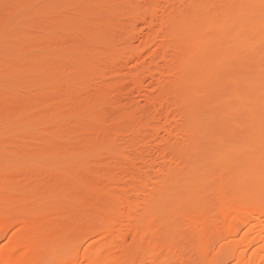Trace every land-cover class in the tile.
Instances as JSON below:
<instances>
[{"label": "rangeland", "instance_id": "1", "mask_svg": "<svg viewBox=\"0 0 264 264\" xmlns=\"http://www.w3.org/2000/svg\"><path fill=\"white\" fill-rule=\"evenodd\" d=\"M31 1L0 0V95L3 94L2 98L5 100L0 105L4 103L6 105L7 101L16 107V111L4 115L0 121V143L6 137L17 134L25 136L26 133L25 138L22 136L23 139H30L32 132L21 129L17 111L19 106L27 102L24 98L26 93L39 90L54 98L64 97L69 91L70 79L73 75L75 77L80 72L87 74V70H90L88 74L91 75L93 72L91 62L96 64L98 61L91 60L84 52H78L76 43L85 39L87 43L91 42V45L94 43L95 48L102 46L101 43L104 41L98 33L103 30L108 33L106 29L113 30L109 25L111 23L112 26L114 5L119 0ZM145 1L147 0H131L130 2L142 6ZM164 1L168 3L165 4ZM157 3L159 7L155 19L145 17L146 20L136 23L137 34L133 33L134 39L128 37L122 39V44L126 41L132 49L131 46L141 45L153 29L156 37L154 42L148 47L145 46L143 50L142 47L139 53H134L126 64L120 60L122 57H119L118 63L122 65L121 68L116 64L126 75L125 78L133 70L143 69L144 74L140 77L141 80L139 79L140 84L142 83L141 87L140 84L136 85L137 88L134 87L132 81L126 79V82L123 81L122 100L124 101L122 102L131 101L132 103L129 104L135 106L138 111L143 108L146 113H140L138 123L135 124L139 127V129L136 127L137 132L129 134L128 137H117V140L113 139L114 142L113 140L106 143L99 141L94 147V159L96 156L100 158L110 155L111 151L113 153L124 150L132 155L136 152L141 153V158L134 160L135 172H132L138 173V176H148L150 189L156 183H164L168 170L173 167L178 168L180 172L178 187H181L182 191L191 187L201 196L205 192V196L198 197L200 202H206L213 195L210 187L205 189L206 182L200 181L197 176V173L202 171L208 175L214 171L218 179L214 175L211 177L221 182L228 192L234 191L242 199L258 200L256 198L261 195L264 199V0H195L193 5L189 0H157ZM231 3L233 7L227 6ZM168 4H174L177 7L188 6V8L184 7L185 12L182 13L176 10L173 12L167 10ZM220 4L225 6L221 7ZM13 5H17L18 12H12ZM201 5L207 6L205 10ZM208 7L209 12L211 10L210 13H208ZM202 10H204L203 13ZM223 10L227 11L228 15L225 11L222 12ZM12 15L16 17L13 18ZM206 15L208 18L205 19ZM200 20H204L205 23ZM113 26L115 31L116 27L114 24ZM96 30L99 32L97 33ZM194 34L197 36L195 37ZM43 35H53L55 38V44L60 49L56 56L52 55L55 58H51L55 44L51 46L39 40ZM217 37L221 40L217 41ZM196 39L202 43L199 46L201 45L200 48L203 51H197L194 43L192 46V42ZM133 50L138 51L137 48ZM74 68H77V71ZM128 77L131 79L130 76ZM161 90L166 91L168 96L166 95L165 103L163 101L159 105L156 103L153 111L150 109L152 105L148 104L149 99ZM178 96L183 97L184 103L191 102L189 106L193 104L192 108L196 111H191L186 104L183 105L184 109L180 105L181 99H177ZM99 99L95 98L93 102L99 103ZM29 105L34 107L32 102ZM0 109H3V106ZM42 109H39L40 125L37 124L41 131L51 124L48 110L44 107ZM91 111H85L84 114L92 115L94 112ZM86 112L89 113L86 114ZM37 131L39 132V129ZM123 139L128 141L132 139V142L129 143ZM129 144L132 146L129 147ZM119 146L123 148L120 150ZM3 149L4 147L2 148L0 144V170L5 168L12 170L16 164L23 166L22 169L18 168L23 174L28 171L29 173L37 171L35 168L39 165L37 166L38 162L35 163L33 158H25ZM45 150L48 153L50 168H65L66 165L70 168L80 159L79 153L73 149H64L65 152L61 150L62 153L60 151L57 154H52L47 147ZM185 167L187 168L184 169ZM130 169L133 170L131 166ZM210 169L211 171H205ZM129 174H124L125 176L122 175V177L126 179ZM10 183L12 181L7 185L9 186ZM13 186L18 187V182H13L9 188L13 189ZM130 190L128 193L133 196V189ZM139 197L143 196L139 195ZM89 198L98 203L104 196L91 192ZM165 199L168 202L159 213L161 219L154 226V234L158 239H168L172 235L171 228L167 226L170 219L167 205L170 204L169 202H176L182 198L180 195H173ZM79 205L77 203L76 208L73 207L74 211L73 209L72 211L62 210L56 218L69 220L68 217L71 214L70 220L75 217L77 221L84 222L89 215L87 211L81 209L82 207L79 209ZM95 219L93 220L95 223L101 222V218ZM189 237L194 238L193 235ZM126 240L129 243L136 241L132 233H127ZM68 245H71L69 246L71 250L82 247L73 243ZM188 249L186 251L190 254L191 251ZM187 252L185 253L186 264H191V258L196 253L193 251V254L188 255ZM196 258L200 261L199 257ZM227 260L225 264L232 262V259L229 262Z\"/></svg>", "mask_w": 264, "mask_h": 264}, {"label": "bare ground", "instance_id": "2", "mask_svg": "<svg viewBox=\"0 0 264 264\" xmlns=\"http://www.w3.org/2000/svg\"><path fill=\"white\" fill-rule=\"evenodd\" d=\"M130 1L119 0L115 3L117 6L114 5L112 26L111 23L109 25L113 28L112 31L106 29L107 33L104 30L102 32L96 30L104 41L100 49L95 48L94 43L92 45L91 42L87 43L85 39L76 41L78 52H84L91 60L98 61L96 64L91 62L93 71L91 75L88 74L90 70H87V74L80 72L75 77L71 76L70 80L73 82L70 81L69 91L64 97L54 98L43 91L35 90V92L26 93L28 97L24 98L28 103L17 107L19 126L23 130L32 132L33 137L32 133H30V139H23L26 133L25 136L22 135L23 137L18 134L12 135V137H6L0 144L9 152H15L25 158H33L39 166L35 168L37 171L34 173L28 171L23 174L18 169H22L23 166L16 164L12 170L7 168L0 170V264H162L163 262V264H186L185 253L188 248H190L188 249L191 251L190 254L196 253L191 261L189 260L191 264H223L226 258L232 259V262L228 264H264V199L262 195L258 198L254 197L258 200L242 199L234 191L228 192L221 182L216 181L218 177L214 171L210 175L202 171L197 173L199 180L205 181V189L210 187L214 193L212 192L213 195L206 202H200L201 195L192 190L193 188L187 187V190L182 191L181 187H178L180 178L178 168L173 167L168 170L164 183H156L150 189L148 176L133 174L134 160L139 158L141 153L136 152L132 155L124 150V152L113 153L110 150V155L100 158L96 156L94 159V147L99 141L111 142L115 138L117 140V137H128L129 134L137 132L136 129L139 127L135 124L138 123L140 113L145 112L143 108L142 110L139 108L140 111H138L135 106L129 104L131 101L122 102L124 101L122 100L123 81L126 82V79L134 82L135 85L132 84L134 87L139 86L140 77L144 74L143 69L133 70L128 75L131 79L128 76L127 79L124 72L118 68V66L122 67L118 61L119 57H122L120 60L126 64L134 53H139L142 47L143 50L145 46L148 47L154 42L156 37L153 29L141 45L131 46L132 49H138L135 52L130 49L126 41L122 44V39L133 38L135 36L133 33L137 34L136 23L146 20L145 17L152 19L156 17L159 3L157 0H147L139 6L138 3ZM189 1L193 5L195 0ZM228 5L233 7V3ZM184 7L168 4L167 10L182 13L185 12V8H188V6ZM201 7L204 9L207 6L201 5ZM209 9L208 7V13L211 12ZM212 10L214 12V7ZM12 12H18L17 5H13ZM225 13L228 15L227 11ZM13 15V18L16 17ZM201 16L202 14L199 18ZM206 18H208L207 15ZM204 20L200 21L204 22ZM113 24L116 27L115 31ZM218 39L221 40L217 37L216 40ZM39 40L51 46L56 42L53 35H43ZM197 40L192 42V46L195 45L197 51H203L200 48L201 45L199 46L202 43ZM99 41L98 44H100ZM19 43L21 44L20 41ZM36 46L38 47L37 44ZM8 49H10L9 46ZM59 51V46L55 44L51 58ZM33 74H35L34 71ZM166 95L168 96L166 91H159L157 95L149 99L148 104H151L152 108L147 106L153 110L156 108V103L158 105L162 101L165 103ZM2 96L0 95V104L5 101ZM179 96L177 99H181L180 105L186 104L188 107L191 102L184 103L183 97ZM95 98H100L99 103L93 102ZM31 102L34 103V107L29 105ZM6 103V105L5 103L0 105L1 108L3 106V109H0V121L4 115H9L16 108L10 102L6 101ZM192 106L194 105L191 104L189 108L195 112ZM42 107L48 110V116L51 117V124L47 126L48 128L46 126L45 129L42 128L43 131L37 127L41 115L39 109ZM85 111L95 114L89 117L84 114ZM131 146L132 144H129V147ZM45 147L52 154L68 148L73 149L79 153L80 159L70 168L67 165V168L58 166L55 169L50 168ZM121 148L123 147H120V150ZM201 169L205 168L201 167ZM189 171L191 172L190 168ZM205 171L208 172L211 169ZM124 174H129L128 178L127 176L126 179L123 178ZM213 175L216 179L211 177ZM11 181L18 182V187L9 188L12 183L9 186L7 184ZM129 188L133 189V196L128 193ZM91 192L102 194L103 200L98 203L90 200ZM205 194L204 192L202 195L205 196ZM139 195L143 197L140 198ZM173 195H180L182 199L169 202L170 204L167 205L170 214L167 226L171 228L172 235L168 239H158L154 234V226L161 219L159 213L168 202L165 198ZM77 203L80 204L79 209L82 207L81 209L87 211L89 215H86L85 220L83 219L84 222L77 221L75 217L70 220L71 214L67 221L56 218L62 210L73 209L74 211ZM97 217L101 218L100 223L93 221L94 218L97 220ZM127 233H132L136 240L131 242L132 244L126 240ZM190 235L194 238H190ZM72 243L82 245L81 249H69L71 245L68 244ZM196 257H199L200 261Z\"/></svg>", "mask_w": 264, "mask_h": 264}]
</instances>
